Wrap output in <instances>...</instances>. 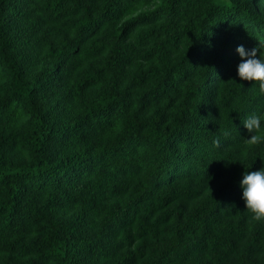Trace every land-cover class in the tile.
Listing matches in <instances>:
<instances>
[{"label": "trees", "instance_id": "16d2710c", "mask_svg": "<svg viewBox=\"0 0 264 264\" xmlns=\"http://www.w3.org/2000/svg\"><path fill=\"white\" fill-rule=\"evenodd\" d=\"M259 41L264 0H0V264H264Z\"/></svg>", "mask_w": 264, "mask_h": 264}, {"label": "clouds", "instance_id": "9594fccd", "mask_svg": "<svg viewBox=\"0 0 264 264\" xmlns=\"http://www.w3.org/2000/svg\"><path fill=\"white\" fill-rule=\"evenodd\" d=\"M242 58L238 65V76L241 80L254 82L259 95L264 96V41H259V47L247 51L242 45L237 47ZM243 126L251 133L250 139H244L246 145L264 143V114L252 113L243 120ZM242 198L247 212L250 213L249 222H264V169L245 172L241 181Z\"/></svg>", "mask_w": 264, "mask_h": 264}]
</instances>
